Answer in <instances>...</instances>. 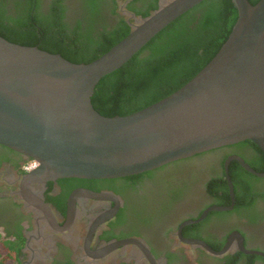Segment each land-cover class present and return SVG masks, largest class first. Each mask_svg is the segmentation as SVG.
I'll use <instances>...</instances> for the list:
<instances>
[{"label":"water","instance_id":"water-1","mask_svg":"<svg viewBox=\"0 0 264 264\" xmlns=\"http://www.w3.org/2000/svg\"><path fill=\"white\" fill-rule=\"evenodd\" d=\"M201 1L160 0L87 63L0 36V144L37 163L22 184L124 177L242 140L264 152V0H232L238 15L227 39L173 93L126 115L103 116L92 106L104 75ZM227 181L233 201L229 176Z\"/></svg>","mask_w":264,"mask_h":264},{"label":"flooded vegetation","instance_id":"flooded-vegetation-1","mask_svg":"<svg viewBox=\"0 0 264 264\" xmlns=\"http://www.w3.org/2000/svg\"><path fill=\"white\" fill-rule=\"evenodd\" d=\"M75 1L62 0L63 20L84 31ZM103 1L93 33L139 17L131 0ZM234 157L264 173V152L242 140L134 175L24 185L29 158L0 144V234L22 236L17 264H264V176Z\"/></svg>","mask_w":264,"mask_h":264},{"label":"trees","instance_id":"trees-1","mask_svg":"<svg viewBox=\"0 0 264 264\" xmlns=\"http://www.w3.org/2000/svg\"><path fill=\"white\" fill-rule=\"evenodd\" d=\"M248 1L255 4L258 0ZM101 2L106 1H75L74 14L86 16L87 21L86 30L78 31L70 29L63 20L62 0H50L45 12L41 10V0H0V36L13 43L58 53L74 63L90 62L131 29L121 19L111 29L104 27L98 34L93 33L92 17ZM135 2L142 6L136 7ZM113 4L115 0L106 3L110 8H114ZM157 7V0H131L127 6L141 18ZM237 15L232 0H202L161 29L118 69L104 75L94 87L93 108L103 116L126 115L173 93L217 53ZM247 176L245 182L250 184L252 176ZM22 244L20 234H0V264H17Z\"/></svg>","mask_w":264,"mask_h":264},{"label":"built area","instance_id":"built-area-1","mask_svg":"<svg viewBox=\"0 0 264 264\" xmlns=\"http://www.w3.org/2000/svg\"><path fill=\"white\" fill-rule=\"evenodd\" d=\"M37 166V163L33 160V159H29L26 163H25V169L30 171L33 168H35Z\"/></svg>","mask_w":264,"mask_h":264}]
</instances>
